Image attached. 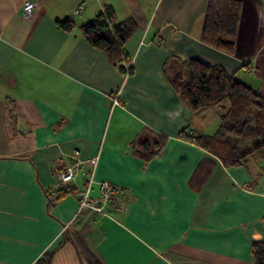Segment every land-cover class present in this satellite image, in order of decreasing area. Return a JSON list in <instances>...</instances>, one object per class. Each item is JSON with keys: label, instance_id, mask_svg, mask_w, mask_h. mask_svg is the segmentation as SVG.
<instances>
[{"label": "crops", "instance_id": "0c3cea01", "mask_svg": "<svg viewBox=\"0 0 264 264\" xmlns=\"http://www.w3.org/2000/svg\"><path fill=\"white\" fill-rule=\"evenodd\" d=\"M23 1L0 0V264H253L264 159L224 167L198 146L228 104L189 112L169 77L197 60L264 97V0H240L232 53L202 40L208 0H34L28 16ZM105 9L136 25L114 63L80 30ZM95 156L92 195L118 186L109 216L77 213Z\"/></svg>", "mask_w": 264, "mask_h": 264}, {"label": "trees", "instance_id": "16d2710c", "mask_svg": "<svg viewBox=\"0 0 264 264\" xmlns=\"http://www.w3.org/2000/svg\"><path fill=\"white\" fill-rule=\"evenodd\" d=\"M240 11V0H208L203 42L232 53ZM111 19V12L105 9L80 30L92 48L104 52L114 63L121 58L120 49L135 32L136 25L132 20H126L111 27ZM56 24L64 31H70L74 25L67 19L58 20ZM169 83L189 112L228 104L213 136H192L198 146L217 157L224 167L243 166L251 157L264 159V97L257 91L236 80L222 67L197 60L188 61L180 70H173ZM250 141L252 144L245 147ZM146 147V143L140 145L144 150ZM67 191L68 188L57 191L56 198H61ZM250 252L253 264H264V241H253ZM50 260L51 253H46L38 264H48Z\"/></svg>", "mask_w": 264, "mask_h": 264}, {"label": "built area", "instance_id": "2783aa9c", "mask_svg": "<svg viewBox=\"0 0 264 264\" xmlns=\"http://www.w3.org/2000/svg\"><path fill=\"white\" fill-rule=\"evenodd\" d=\"M35 8L34 0H24L21 6V10L24 16H28L32 13ZM81 10V6L76 7L75 13ZM77 155L74 152L71 155V159ZM98 156L88 159L90 170L85 173L84 183L80 189H77L75 196L77 199V213L85 209L92 214L109 216L110 202L112 201L113 195L118 191V186L109 181L96 182L97 189L96 194L92 195V185L94 184V172L97 165ZM78 163L75 161L69 167L65 168L59 175V190L67 189L70 183L75 177V171ZM58 190V191H59ZM67 224L63 225L62 231L66 230ZM61 231V232H62Z\"/></svg>", "mask_w": 264, "mask_h": 264}, {"label": "rangeland", "instance_id": "374dc122", "mask_svg": "<svg viewBox=\"0 0 264 264\" xmlns=\"http://www.w3.org/2000/svg\"><path fill=\"white\" fill-rule=\"evenodd\" d=\"M251 144H252V141H250V142H247V143H245V147H249ZM242 148H244V145H243V147H242Z\"/></svg>", "mask_w": 264, "mask_h": 264}]
</instances>
